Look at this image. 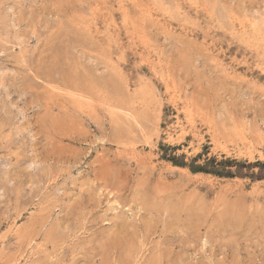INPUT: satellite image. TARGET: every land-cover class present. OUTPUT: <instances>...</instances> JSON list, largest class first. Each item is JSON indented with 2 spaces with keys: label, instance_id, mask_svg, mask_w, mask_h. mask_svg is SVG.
Listing matches in <instances>:
<instances>
[{
  "label": "rangeland",
  "instance_id": "obj_1",
  "mask_svg": "<svg viewBox=\"0 0 264 264\" xmlns=\"http://www.w3.org/2000/svg\"><path fill=\"white\" fill-rule=\"evenodd\" d=\"M263 24L0 0V264H264Z\"/></svg>",
  "mask_w": 264,
  "mask_h": 264
},
{
  "label": "bare ground",
  "instance_id": "obj_2",
  "mask_svg": "<svg viewBox=\"0 0 264 264\" xmlns=\"http://www.w3.org/2000/svg\"><path fill=\"white\" fill-rule=\"evenodd\" d=\"M261 21H262V20H261ZM259 22H260V21H259ZM263 25H264V24H263ZM263 25H262V26H263Z\"/></svg>",
  "mask_w": 264,
  "mask_h": 264
}]
</instances>
